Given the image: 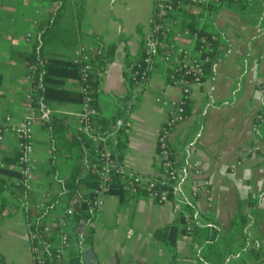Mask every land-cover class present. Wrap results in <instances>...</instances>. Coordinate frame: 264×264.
<instances>
[{"label":"crops","instance_id":"obj_1","mask_svg":"<svg viewBox=\"0 0 264 264\" xmlns=\"http://www.w3.org/2000/svg\"><path fill=\"white\" fill-rule=\"evenodd\" d=\"M50 10L49 0H0V125L7 115L13 123L23 116L30 86L25 55L32 51L39 25ZM154 10V0H66L42 41L44 56L64 61L72 60L79 45L94 53L115 44L95 93L97 117L110 120L121 106L134 102L127 114V142L118 170L143 177L159 172L157 134L173 110L172 102L181 97V89L167 81L160 64L142 89L128 81ZM191 11L219 35V42L202 84L192 87L187 115L170 132L179 172L176 190L163 203L144 191L103 195L93 219L89 247L93 257H84L80 264H199V245L183 231L179 214L201 227H217L221 264H252L257 258L252 242L264 241V118L255 120L257 113H264V95L258 91L264 78V0H243L213 11L192 6ZM175 17L181 24L182 17ZM51 78L54 90L42 109L62 119L66 129L52 135L47 119L33 126L35 180L30 192L40 205L52 200L45 223L58 222L69 205L60 181L73 168L85 174L90 160L85 145L75 138L80 102L73 100V93L79 92V78L60 70ZM255 145L260 150L250 157ZM16 156V137L8 133L0 163ZM205 181L207 190L195 192L194 184ZM5 182L0 194V264H32L19 177L6 175ZM175 221L174 241L159 240L156 231ZM71 226L69 222V234ZM75 247L69 244L67 260ZM207 264L219 261L212 257Z\"/></svg>","mask_w":264,"mask_h":264},{"label":"built area","instance_id":"obj_2","mask_svg":"<svg viewBox=\"0 0 264 264\" xmlns=\"http://www.w3.org/2000/svg\"><path fill=\"white\" fill-rule=\"evenodd\" d=\"M237 2L241 0H154L155 10L148 20V31L143 35L142 57L135 62L132 71V78L136 88H142L147 84L148 73L152 69L154 57L158 56L160 65L164 68L167 81L181 89V97L172 102L173 110L168 118L161 125L157 134V156L161 171L155 176L143 177L135 172H127L123 178V189L129 195H136L143 188L145 195L158 203L168 200V191L159 188L155 178L170 181H178L179 172L177 164L172 156L170 147V132L179 122L184 120L185 104L194 85H201L205 76L206 66L213 61V44L219 42V35L216 32L199 35L191 32L188 28H181L175 15L178 8L188 9L189 5H203L205 9L221 6L223 2ZM201 20V19H200ZM182 39L190 41L189 45L179 42ZM92 55L85 45H79L74 49L72 62L79 65L81 103L80 111L77 114L78 124L76 130L84 134L97 146V160L93 163V169L99 177L98 186L94 189L92 209L95 214L101 207L103 195L109 191L111 181V170L114 167V159L111 157V144L115 142L117 131L123 125L122 118H117L106 130H100L93 123L97 115V107L94 104L93 91L89 83V74L93 68L91 63ZM30 86L24 95V113L22 118L13 123L11 116L7 115L0 125V148L3 138L11 133L17 140V160L16 164L6 166L8 169L17 170L19 173V183L25 191H31L35 180L33 168L34 137L33 126L39 121H45L49 116L48 110H39L37 106L36 94L37 85L33 80L34 66L28 63ZM258 91L264 95V78L258 85ZM160 100V98H156ZM264 118V113H257L255 120ZM256 131V126L253 127ZM259 145H255L249 152L250 157H255ZM239 164V162H237ZM208 182L194 184V191L207 190ZM176 190L174 186L173 192ZM72 200L69 207L64 209L62 217L56 223L42 224L41 234L32 229V222H27V232L29 240V250L32 264H46L47 256L44 246L41 245V237L51 239L56 235V246L54 249L55 259L60 264H70L66 259L69 249L70 234L67 231L69 222L67 216L74 214ZM25 206L28 205L24 202ZM187 230L190 228L188 222ZM57 230V231H56ZM55 231L57 234H55ZM42 235V236H41ZM252 247L257 253V258L252 264H264V241L254 239Z\"/></svg>","mask_w":264,"mask_h":264},{"label":"trees","instance_id":"obj_3","mask_svg":"<svg viewBox=\"0 0 264 264\" xmlns=\"http://www.w3.org/2000/svg\"><path fill=\"white\" fill-rule=\"evenodd\" d=\"M65 1L66 0H49L51 5V10L49 12V16L47 19L41 22L39 28L37 30V38L33 44L32 51L25 55L28 63L33 64L34 72H33V80L34 83L37 85V106L39 110L42 109V105L46 101V99L50 96L52 91L54 90V86L52 85V78L51 76L54 73L60 71H64L65 74L68 75H75L79 78L80 70L79 65L75 64L71 61H64L54 58L46 57L42 54V41L46 31L57 22L58 18L64 11L65 8ZM188 2V0H184ZM243 0L237 2H223L221 6L224 5H233V4H240ZM198 6L204 8L203 5H189L188 9L178 8L177 14L182 17L180 27L181 28H188L191 32H197L199 35L202 34H210L212 31L209 30L208 26L203 23H199L197 19L194 18L192 14L191 7ZM208 7L209 11H213L216 8ZM79 10L81 9V5L78 6ZM214 52L212 57L214 58L216 48L218 43L215 42L213 44ZM115 49V44H110L106 47V51L103 52L102 50L92 52V70L89 74V83L91 85V89L93 91L94 96V104L95 103V93L99 87L101 73L105 67V64L109 62L113 57V52ZM142 57V43H141V56ZM137 59V60H138ZM136 60V61H137ZM135 61V62H136ZM135 62L131 67V77L129 78V83L131 87H135L134 80L132 78V71L135 66ZM160 64V60L158 56L154 57V63L152 65V69L157 65ZM209 65V64H208ZM207 67V66H206ZM148 73V79L150 77L151 71ZM147 79V81H148ZM143 88V87H142ZM137 88V89H142ZM70 93V92H67ZM130 95V93L128 94ZM73 100L79 101L81 103V93H73ZM189 100V99H188ZM185 104V111L184 117L188 113L187 103ZM134 106V102L132 101L128 105H123L120 107V110L116 116L111 118L110 120H104L98 118V110L97 115L93 119V123L96 128L100 130H106L110 128L111 124L117 119L122 118L123 125L118 129L117 136L115 142L111 144V157L114 159V167L111 170V181L109 184V193H116L120 197H123L125 194L129 195L123 189V178L126 176V173L120 172L118 169L121 165V157L126 146L127 138H126V131L128 130V119L127 114L129 109ZM97 107V106H96ZM47 123L51 127V134L58 133L60 131H64L66 129L65 123L62 119L53 116H48ZM75 138L80 143H83L87 148V153L90 158L89 160V167L85 174H80L78 169L73 168L70 176L63 181H60L62 186L63 193L67 196V201L69 203L64 209L70 206L73 199L76 202L73 204L74 214L71 216H67V220L71 222V234L70 238H74L76 247L72 249L70 252V257L68 262L70 264H80V262L84 261V254L87 252L91 245L92 234L94 232V225L93 219L95 216V212L92 209V201L94 197V189L98 186L99 177L97 173L93 169V163L97 160V153L95 146L89 138H87L84 134L78 132L76 130ZM16 158L12 160H3V164L10 165L16 164ZM158 171H161V166L159 164ZM6 175H14L20 176L17 170L8 169L6 166H0V194L6 189V182L5 176ZM156 184L159 188L166 189L168 191V198L173 193L174 186L176 185L177 181H170L164 180L160 178H155ZM143 192V188H141ZM18 196L19 201L27 202V209L24 211L27 222H32V229L37 230L40 233L42 229V224H44V217L47 211L51 208L52 200L47 202H42L41 205L37 203L36 199L33 198V195L30 191H25L24 187L19 183L18 184ZM179 220L184 223L183 231L187 230L188 222L190 223V228L187 230L189 234H191L194 238L196 243L199 245V253H200V260L199 264H207L211 261L212 257H215L219 264L222 263V257H218L217 254V236H218V229L215 227L214 224L206 225V226H199L196 221H191L189 217H185L183 214H179ZM176 223L175 221L173 224L165 228H161L156 231V237L162 241H174V235L176 234ZM57 231V230H56ZM55 231V234L57 232ZM42 236V235H41ZM42 244L45 249V254L47 256L46 264H60L55 259L54 249L56 246V235H54L51 239H46L41 237ZM257 254V253H256ZM258 256V255H257Z\"/></svg>","mask_w":264,"mask_h":264},{"label":"water","instance_id":"obj_4","mask_svg":"<svg viewBox=\"0 0 264 264\" xmlns=\"http://www.w3.org/2000/svg\"><path fill=\"white\" fill-rule=\"evenodd\" d=\"M84 257L86 259H91L93 257V254L91 252V249H87V252L84 254Z\"/></svg>","mask_w":264,"mask_h":264},{"label":"rangeland","instance_id":"obj_5","mask_svg":"<svg viewBox=\"0 0 264 264\" xmlns=\"http://www.w3.org/2000/svg\"><path fill=\"white\" fill-rule=\"evenodd\" d=\"M71 240H72V241H71ZM70 243H71L73 246H75L76 243H75V241H74V238H71V239H70Z\"/></svg>","mask_w":264,"mask_h":264}]
</instances>
